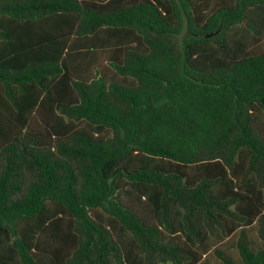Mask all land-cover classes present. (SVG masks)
I'll use <instances>...</instances> for the list:
<instances>
[{
    "label": "trees",
    "instance_id": "1",
    "mask_svg": "<svg viewBox=\"0 0 264 264\" xmlns=\"http://www.w3.org/2000/svg\"><path fill=\"white\" fill-rule=\"evenodd\" d=\"M0 264H264V0H0Z\"/></svg>",
    "mask_w": 264,
    "mask_h": 264
}]
</instances>
